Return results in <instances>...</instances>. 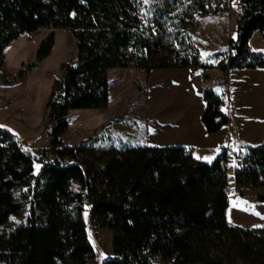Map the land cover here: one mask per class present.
I'll return each mask as SVG.
<instances>
[{"label": "trees", "instance_id": "16d2710c", "mask_svg": "<svg viewBox=\"0 0 264 264\" xmlns=\"http://www.w3.org/2000/svg\"><path fill=\"white\" fill-rule=\"evenodd\" d=\"M232 3L0 0V71L5 52L23 35L70 30L77 41V58L63 68L46 106L56 159L32 155L15 134L0 128V264H89L95 250L87 213L114 232L113 257L104 264H264V228L228 221L227 150L208 164L182 147L94 149L87 142L72 148L63 140L70 110L108 107L110 70L133 65L149 74L200 67V51L188 30L198 16L228 12ZM256 33L264 40V0H245L237 37L221 54L220 68L264 69V54L250 46ZM54 46L51 35L41 44L37 62ZM204 98L203 124L208 133H217L228 124L224 95L206 88ZM241 148L235 187L260 191L257 200L264 204V145ZM65 157L79 164L62 166L57 160ZM25 212L26 223L7 230L11 219Z\"/></svg>", "mask_w": 264, "mask_h": 264}, {"label": "rangeland", "instance_id": "374dc122", "mask_svg": "<svg viewBox=\"0 0 264 264\" xmlns=\"http://www.w3.org/2000/svg\"><path fill=\"white\" fill-rule=\"evenodd\" d=\"M231 11H235L234 3ZM206 18L200 21L199 25L196 22L195 26L189 30L196 29L195 38L198 34L202 36L203 41L206 39L205 43L201 41L199 43L202 44L196 45L194 43L201 51L203 62L217 65L222 57L221 54L229 52L230 42L237 34V27L232 23L230 26L229 24L224 26L218 22V17L214 15H207ZM50 34L57 36V48L55 47L52 51L43 69L36 67L28 74L27 78L23 79L22 74L26 71L27 65L19 69L15 67L22 62H34L40 44ZM28 36L31 41L27 44L22 41L25 44L23 46L13 47L15 42L11 45L10 57L12 61L10 63L14 68L6 67L0 77L2 84L10 86L7 88V94L11 96L10 106H6L0 111V128L10 130L17 136L26 151L36 155L28 140L30 138L36 140L41 134L40 141L42 142L44 126L47 122L46 110L44 112V109L55 82L62 77L63 68L75 60L76 40L70 30L42 29L35 36L33 34ZM251 49L264 51L263 38L254 37ZM257 53L264 54L262 52ZM13 74H17L18 77L14 78ZM147 76L146 73L133 66L129 70L121 68L110 70L108 72L110 92L108 107L99 110H70L66 117L69 122V130L63 138L64 145L77 148L88 142V147L94 149L143 147L148 131L146 117L149 82ZM218 92L223 93V91ZM225 101L226 106H230V100L227 96H225ZM14 115L15 118H13ZM22 116H24L22 119L24 122H21ZM14 119L19 121H11ZM90 137L93 138L88 141L87 139ZM42 144L44 149L42 148L38 157L43 160V150L49 148V143ZM240 164V158L231 156L229 176L234 193L229 196L231 207L228 211L229 221L234 218L237 224L245 227L251 224L255 225V221L258 219L264 221V212L259 208L263 203L257 200L260 191L257 190L258 193L255 191L243 193L235 187L236 167ZM73 188L81 191V185L78 183H74ZM245 206L248 207L245 208ZM238 209L242 210L237 211ZM242 211L248 214L244 215ZM28 216L29 212H25L20 217H13L7 230L25 224ZM86 222L88 234L95 250V257L90 260L89 264H104L107 259L113 257L114 232L94 220L89 213L86 214ZM262 223L264 224V222Z\"/></svg>", "mask_w": 264, "mask_h": 264}, {"label": "crops", "instance_id": "0c3cea01", "mask_svg": "<svg viewBox=\"0 0 264 264\" xmlns=\"http://www.w3.org/2000/svg\"><path fill=\"white\" fill-rule=\"evenodd\" d=\"M238 13L239 11L235 7L234 12L230 9L226 13L214 16L218 17V22L224 24V26L227 24L230 26L231 23L235 25L238 33ZM206 17L207 15L198 16L197 25H199L200 21L203 19H207ZM36 33H34L33 36H35ZM196 33V29L188 31V34L191 36L196 45L202 44L199 43L200 41L205 43L206 39L203 41L202 36L197 34L196 38L198 37L199 39L194 37V34ZM51 35L53 34L47 35L43 42ZM236 37L232 40H235ZM254 37L262 38V36L258 33H256L253 38ZM54 38L55 46L53 50L58 46L57 36H54ZM22 41L27 44L31 41V38H29L28 34L23 35L22 38L15 41L13 47L25 45ZM250 46L252 48V40L250 41ZM11 49L12 48L10 46L3 56L4 68L0 71V77L6 67L14 68V66L10 63V61H12L10 57V53L12 51ZM255 50L253 51L256 53H264V51H260L259 49ZM52 51L50 55L41 62H37L36 55V60L34 62H22L15 68H24L26 65L28 68L30 65L36 63L35 67L31 70L26 69V71H24L25 74L22 78L25 79L29 73L35 70L36 67L43 69L44 64L51 56ZM75 56L76 60L77 41ZM224 60V57H221L217 65L205 64L201 55V66H209L212 68L205 70L200 66L196 68L154 69L147 74L149 82L146 117L148 131L144 142L145 145L143 146L153 148H186L190 151L195 160L211 164L224 150H233L237 152L241 158L244 153L241 148L243 144L251 146L264 145V69L235 68L224 70L219 66ZM210 77L224 78L229 83L228 91L222 93L224 98L227 96L230 100V106H226V101L224 105V111L228 116V124L217 133H208L202 121V115L206 109V102L204 98L206 80ZM8 87L10 86L4 85L0 82V111L11 104V96H8L7 94ZM46 106L44 112L46 110ZM23 117L24 116L21 117V122H24L22 120ZM13 118H15V115ZM11 121L18 122L19 120L14 119ZM40 138L41 134L36 140H31V138L28 140L30 146L35 150L36 155L34 156H39L42 148L44 147ZM92 138L93 137H90L87 140H92ZM240 166L238 165L236 169ZM247 189L248 188H244L240 190L243 193H250L253 191L258 193L255 189ZM247 207L248 206H245V208ZM245 208L243 209L246 211ZM259 208L264 212V204H261ZM239 210L242 209H238L237 211ZM242 212L244 215L248 214L246 213L247 211ZM229 216L228 211V221ZM231 219L232 221H229V223L232 226L252 229L264 228V224L262 223L264 221L261 219L255 221V225L251 224L250 226L245 227L237 224V221L234 218Z\"/></svg>", "mask_w": 264, "mask_h": 264}, {"label": "built area", "instance_id": "2783aa9c", "mask_svg": "<svg viewBox=\"0 0 264 264\" xmlns=\"http://www.w3.org/2000/svg\"><path fill=\"white\" fill-rule=\"evenodd\" d=\"M233 3L238 11H241L244 9L245 0H233ZM259 34V33H258ZM14 78H17V74H13ZM206 88L217 90V91H223L226 92L229 89V83L226 79L220 78V77H210L206 80ZM52 130H53V124L47 119V122L44 126V133L42 138V143H49V148H45V151L43 150V158L45 161H54L56 159V156L54 154L53 149L50 147V142L52 139ZM227 153L230 156L238 157L239 154L233 150L228 149ZM58 163H60L62 166H70L73 164H79L78 160H75L73 158L65 157V158H59ZM228 195H232L234 191L232 189H227ZM83 201L85 202L88 209L93 207V203L87 198L84 197Z\"/></svg>", "mask_w": 264, "mask_h": 264}]
</instances>
